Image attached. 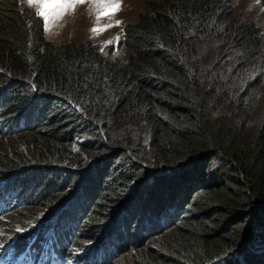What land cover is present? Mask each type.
I'll list each match as a JSON object with an SVG mask.
<instances>
[{"label": "trees", "instance_id": "1", "mask_svg": "<svg viewBox=\"0 0 264 264\" xmlns=\"http://www.w3.org/2000/svg\"><path fill=\"white\" fill-rule=\"evenodd\" d=\"M260 32L233 0H153L124 26L118 60L45 39L26 0H0V134H17L0 152V211L23 205L28 226L14 255L48 243L69 262L80 225L93 248L80 264L134 233V248L167 234L173 255L146 249L145 264H264V127L247 112L264 96Z\"/></svg>", "mask_w": 264, "mask_h": 264}, {"label": "rangeland", "instance_id": "2", "mask_svg": "<svg viewBox=\"0 0 264 264\" xmlns=\"http://www.w3.org/2000/svg\"><path fill=\"white\" fill-rule=\"evenodd\" d=\"M153 0H26L27 5L35 10L43 20V33L45 39L55 43H81L89 40L97 45L104 55H109L111 58L118 60H125L130 50L120 44L123 36V28L127 23L135 22L142 12L148 9L149 2ZM234 14L246 21H253L260 27V36L264 48V7L259 0H233ZM252 72H248L251 75ZM248 75V76H249ZM253 77L250 78V81ZM264 80V72H263ZM255 90H252V93ZM251 108L247 109L250 119H253L255 127H264V96L260 93H254L253 103ZM246 119V118H245ZM9 120L0 119V126L8 124ZM115 130L124 131L121 124H116ZM3 136L0 134V152H11L17 147V134L11 133ZM83 138H78L73 144L74 149L78 148ZM20 189L25 188V195L22 198L23 204L32 203L36 200V193L33 187H29L25 178L15 182ZM32 186V185H31ZM11 192V190H10ZM4 202L0 207L5 206ZM39 203V202H38ZM43 205V204H42ZM11 209L4 215L0 216V239L6 237L5 241H1L3 245L17 233L25 232V220H20L19 212L21 207ZM42 208V209H41ZM38 208L36 214L43 212V215H49L51 209L44 207ZM49 212V213H45ZM77 214L76 208L68 212V216L74 217ZM54 214L48 216L55 219ZM74 215V216H73ZM19 216V218H18ZM41 216V217H42ZM45 216V217H46ZM62 221V228L68 224V220ZM74 239H71L73 246L66 249V253L70 255L69 262L65 264H80L83 261L84 254L92 250V242L87 239L88 232L83 230L80 225L74 228ZM167 234H157L150 238H142L134 248V238L137 234H133L130 240H125L128 245H123L121 250L106 260L108 254L114 252L110 245H106V251L102 256L99 254L92 255L90 263L96 264L101 261V264H145L144 251L147 249H158L161 253L165 252L170 256L172 253L168 252L165 247L167 243ZM78 240V241H77ZM78 260V261H77Z\"/></svg>", "mask_w": 264, "mask_h": 264}]
</instances>
